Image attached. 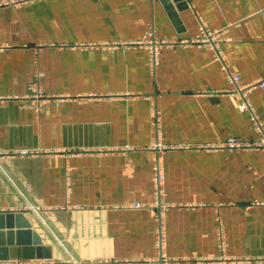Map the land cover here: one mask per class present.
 Returning <instances> with one entry per match:
<instances>
[{
	"label": "crops",
	"instance_id": "obj_1",
	"mask_svg": "<svg viewBox=\"0 0 264 264\" xmlns=\"http://www.w3.org/2000/svg\"><path fill=\"white\" fill-rule=\"evenodd\" d=\"M9 1L0 152L38 154L0 153V264H264V152L197 147L261 135L224 91L228 71L244 87L264 80V0ZM201 23L231 38L224 62L178 45L154 66L138 43L150 29L190 38ZM35 83L50 97L39 110ZM248 96L264 130V87ZM157 137L192 147L160 150Z\"/></svg>",
	"mask_w": 264,
	"mask_h": 264
},
{
	"label": "built area",
	"instance_id": "obj_2",
	"mask_svg": "<svg viewBox=\"0 0 264 264\" xmlns=\"http://www.w3.org/2000/svg\"><path fill=\"white\" fill-rule=\"evenodd\" d=\"M30 0H11L9 1L10 3H15V4H20L22 2H27ZM8 2V1H5ZM4 2V3H5ZM226 30H219L215 28H210L207 24L201 23L199 27V31L195 36L190 37V38H178V39H157L154 30L150 29L146 32L144 37L138 41L139 44H147L149 45L152 55V62L153 65L156 66V64L159 61L158 56L161 53V50L163 47H176L178 45H197L199 47H208L211 50L214 51L215 56L220 59L221 61L224 62V56L222 55L221 49H220V44L223 41L230 40L231 38L225 37ZM224 68H226V65H224ZM228 79L230 84L232 83V86L230 88L225 89V93L231 94V93H238L242 97V102L240 104V108L244 111L250 112V118L252 121V124L254 125V128L257 132H260L261 135L257 139H250V140H242L237 137H229L224 140L220 141H215V143H207V144H198L197 147L200 148H206L208 150H216V149H243V150H250V149H259L264 152V130H263V125L260 123V120L258 118V115L256 113V110L254 106L252 105V102L248 96V92L250 88L258 85L260 87H264V80L259 81V83L249 85L248 87H244L241 84V79L242 76L241 74L237 73H230L228 71ZM33 87L36 89V91L33 93L35 97V104L34 107L39 110L40 107L42 106L43 101L46 98H50L49 95H46L43 90H41L38 86L37 83L33 84ZM154 147L159 148L160 150H164L165 148H172V149H181V148H191L192 145H187V144H181V145H166V144H161L158 137L156 138V141L153 143ZM4 153L7 155H14V156H27V155H36L38 154V151L26 148V149H13L10 150L9 152H0ZM163 168L161 164L159 163L158 165L155 166L154 170V187L155 191L158 195V198L161 199V188L162 184L164 181L163 178ZM143 204L140 202L134 201L130 204V206L133 207H141ZM25 208H32L33 210V205L28 203L25 205ZM161 220V219H160ZM159 232L156 235V240H155V247H157L160 256L163 254L164 251V229L163 225L160 222ZM221 234L220 237L223 238V234ZM222 241V239H221ZM167 260L162 259L160 261V264H166ZM228 264H237L235 261H230Z\"/></svg>",
	"mask_w": 264,
	"mask_h": 264
}]
</instances>
